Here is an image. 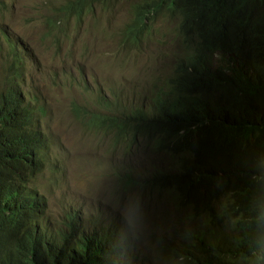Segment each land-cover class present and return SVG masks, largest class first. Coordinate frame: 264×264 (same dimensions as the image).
Listing matches in <instances>:
<instances>
[{
  "label": "trees",
  "instance_id": "obj_1",
  "mask_svg": "<svg viewBox=\"0 0 264 264\" xmlns=\"http://www.w3.org/2000/svg\"><path fill=\"white\" fill-rule=\"evenodd\" d=\"M133 15L142 29L159 17L172 22L183 43L203 49L210 66L200 80L202 54L186 59L173 99L161 96L159 115L143 123L159 136V154L169 155L174 170L158 168L146 182L172 179L190 201L191 217L214 229L223 221L221 231L232 230L207 254L204 242L180 249L171 241L172 264H259L264 261V0H140ZM24 67L15 54L11 73L0 79V264H112L116 246H108V235L87 242L48 212L37 183L50 138L42 127L44 108L26 88Z\"/></svg>",
  "mask_w": 264,
  "mask_h": 264
},
{
  "label": "rangeland",
  "instance_id": "obj_2",
  "mask_svg": "<svg viewBox=\"0 0 264 264\" xmlns=\"http://www.w3.org/2000/svg\"><path fill=\"white\" fill-rule=\"evenodd\" d=\"M70 1L0 0V31L4 25L39 62L35 83L48 106L43 124L56 155L40 188L51 199L54 214L63 209L59 205L66 204L90 217L99 213L118 217L143 248L145 241L154 250L174 219L171 197L143 193L121 175L134 166L147 169L141 175L152 172L148 169L157 159L141 162L150 156L145 141L119 144L106 127H96L90 118L120 113L131 98H135V106L145 104L155 90L165 86L171 57L180 44L172 37L158 44L143 40L140 48L124 43L121 6L131 11L132 0H103L81 18L68 11L60 13ZM55 24L61 29L53 27ZM153 28L151 25L149 30ZM29 59L33 61V57ZM63 60L67 72L55 82L52 74L57 77ZM90 73L94 82L89 78L79 81ZM149 257L152 264H163L156 250Z\"/></svg>",
  "mask_w": 264,
  "mask_h": 264
},
{
  "label": "clouds",
  "instance_id": "obj_3",
  "mask_svg": "<svg viewBox=\"0 0 264 264\" xmlns=\"http://www.w3.org/2000/svg\"><path fill=\"white\" fill-rule=\"evenodd\" d=\"M103 0H87L84 4V0H71L68 7H61L60 13L70 12L74 13L77 17L81 18L86 12L95 8L96 3H101ZM140 0L130 1L132 10L129 11L125 9L124 5V19L121 23V37L124 43H128L135 48H140L143 40L147 43L158 44L163 42L168 37H172L177 40L180 44L179 51L171 57V74L168 78L164 87L157 89L153 92L151 98L148 99L145 104H140L135 106V98H131L130 101L123 103V109L119 112H110L109 114H95L90 118L92 124L96 127H106L112 138L115 139L119 144H127L130 142L138 143L139 141H145L149 151L150 156L145 161L146 164L152 162L155 158L157 159L148 170L156 171L158 168L168 166L166 170L174 172L172 167L168 164L169 155L159 154V136L151 134L146 128L143 127L145 121H152L155 116H158L157 111H161L164 106L162 104L161 96H169L168 101L173 99L171 95L175 85L180 84L181 79L184 77L185 72H183L182 65L185 60L189 57H194L202 54V63L198 67V78L204 80L206 66L210 68L207 62V56L203 49L198 46H188L182 42L181 38L176 34L174 25L172 22L159 17L149 21L146 28L142 29L135 25L136 17L133 15V5L138 3ZM154 25L153 30H149L150 26ZM161 25L164 28H160ZM53 27H61L58 24L53 25ZM169 33H166V32ZM0 79L4 78L7 74H10L9 60L16 54L19 59L24 61V64L28 67H24V82L26 88L30 91L31 95L38 99V102L43 106L44 112L41 117L42 127L45 132L49 135L44 127V119L46 118L48 112V106L45 102H42L43 93L40 91L39 86L35 83V77L38 75L36 72L39 65L38 60L32 55L26 53V44L18 38H12L4 25L1 26L0 31ZM157 37V38H156ZM33 57V61L29 58ZM217 62V60H215ZM214 63V61H213ZM193 69L190 66L186 73H192ZM66 61H62L61 69L58 72L57 77L52 74L53 80L57 82L61 76L66 74ZM87 78L94 82L95 79L92 73L81 76L79 81H84ZM100 98L105 100L103 93L100 91ZM50 138V135H49ZM49 156L45 160V172L42 174L41 178L45 176L47 170L50 167V160L53 161L55 158L54 148H52V142H49ZM164 169V168H162ZM143 169L140 166H134L130 170H124L125 174L121 175L125 178V181L129 186L136 187L140 189L143 193H147L151 196L167 195L171 197L173 208V221L171 225H168V229L165 233H162L160 239L155 242L154 250H156L161 258L163 264H172L175 260L171 255L170 249L172 247L171 241L177 243L180 249L187 246L194 245L195 247L201 242H204L205 253H209L211 246L215 241L225 242L232 236V230L223 229L221 231V223L216 225V229L210 226L206 227V223L200 219H195L189 215V210L191 203L187 201L186 198L177 190L174 189L173 185L170 183L172 179H165L163 182L156 183V185L146 182L148 172L141 175L140 172ZM38 179L37 186L40 188V180ZM168 182V183H166ZM166 183V184H165ZM42 195H44L48 203V212L50 213L52 219H57L64 221L65 228L69 231L77 232L82 239L87 242L96 241L100 233L108 235L110 239H115L111 241L109 239L110 245H115L116 249L112 254V264H152L150 253L154 250L147 248V244L144 241L145 248L139 243V239L133 234V231L128 227L121 224L120 218L111 217L107 218L102 213L90 217L80 208L74 205L61 204L59 207L63 209L54 214L53 207L51 205V199L47 193L40 188ZM215 205L219 207V203L215 202ZM256 235L261 238V233L259 230H255ZM217 237V238H216ZM226 239V240H225ZM99 262H103L99 259ZM259 264H264V261H260Z\"/></svg>",
  "mask_w": 264,
  "mask_h": 264
},
{
  "label": "bare ground",
  "instance_id": "obj_4",
  "mask_svg": "<svg viewBox=\"0 0 264 264\" xmlns=\"http://www.w3.org/2000/svg\"><path fill=\"white\" fill-rule=\"evenodd\" d=\"M104 242V241H103ZM101 245H102V243H101ZM104 245H105V242H104Z\"/></svg>",
  "mask_w": 264,
  "mask_h": 264
}]
</instances>
